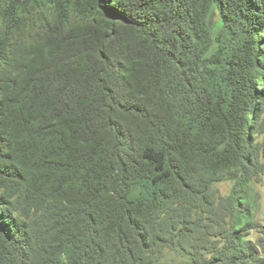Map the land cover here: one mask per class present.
Returning a JSON list of instances; mask_svg holds the SVG:
<instances>
[{
    "label": "trees",
    "instance_id": "trees-1",
    "mask_svg": "<svg viewBox=\"0 0 264 264\" xmlns=\"http://www.w3.org/2000/svg\"><path fill=\"white\" fill-rule=\"evenodd\" d=\"M29 2L0 8V264H264V0H81L103 20L15 46Z\"/></svg>",
    "mask_w": 264,
    "mask_h": 264
},
{
    "label": "rangeland",
    "instance_id": "rangeland-1",
    "mask_svg": "<svg viewBox=\"0 0 264 264\" xmlns=\"http://www.w3.org/2000/svg\"><path fill=\"white\" fill-rule=\"evenodd\" d=\"M9 0H0V8ZM29 2L19 14L16 30L13 35L15 46H25L49 38L50 33L60 27L61 8L67 14V27L101 22L100 15L92 16L81 5V0H37ZM89 15V16H88ZM4 27V26H3ZM259 42L257 41L256 44ZM264 47V41L261 42ZM260 43V44H261ZM255 144L258 147L256 164L253 167L252 180L246 186L245 199L249 204L253 219L258 226L252 230L248 240L258 242L264 234V109L258 113ZM235 181L226 180L214 185V188L224 196L233 193ZM171 259V257L169 258ZM174 259L181 261L179 257Z\"/></svg>",
    "mask_w": 264,
    "mask_h": 264
}]
</instances>
